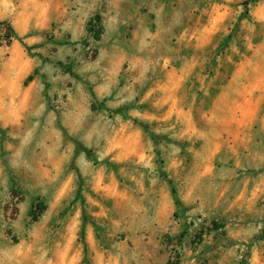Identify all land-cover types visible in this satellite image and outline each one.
I'll use <instances>...</instances> for the list:
<instances>
[{
    "label": "rangeland",
    "instance_id": "rangeland-1",
    "mask_svg": "<svg viewBox=\"0 0 264 264\" xmlns=\"http://www.w3.org/2000/svg\"><path fill=\"white\" fill-rule=\"evenodd\" d=\"M41 2L0 0V22L34 29ZM166 8L142 30L132 15V31L116 37L120 71L98 41L81 62L57 66L24 38L9 44L0 26V264H70L78 209L98 228L100 264H132V218L158 226L171 187L183 223L182 235L161 237L178 253L171 264H264V0ZM46 63L63 79L49 82ZM129 90L132 101L117 106ZM72 139L99 162L76 154ZM39 202L48 210L34 221Z\"/></svg>",
    "mask_w": 264,
    "mask_h": 264
},
{
    "label": "crops",
    "instance_id": "crops-1",
    "mask_svg": "<svg viewBox=\"0 0 264 264\" xmlns=\"http://www.w3.org/2000/svg\"><path fill=\"white\" fill-rule=\"evenodd\" d=\"M48 1L49 3H40L38 27L34 29L20 28L18 30L19 33L17 34L19 37L24 38V43L42 52L53 65L58 66L73 61L81 62L86 51L84 46L90 40L89 33L92 21L98 17L100 23L97 21L96 23L102 28L101 39L98 44L104 48L113 49V53L115 56L117 55L116 65L118 71L121 70L126 61V56L118 51L122 44L116 37H121L122 33L132 31V15L137 19L136 22H133V25L137 30H142L146 25L144 21H146L147 16L161 13L163 9H167V0H165V4L162 3L163 0H160V3L159 0H113L112 8L107 9L104 8L103 0ZM111 33H115L113 37H111ZM106 53L104 51L101 54L103 59L107 56ZM47 69L46 63L43 73ZM44 74L49 82H57L63 79L60 68H56L51 74ZM103 89L99 87L96 90V96L104 99L108 93H104ZM129 91L126 96L122 92L120 93L121 99L118 101L117 106L121 107L128 101H132V90ZM61 92L62 94L67 93V91ZM73 176L72 178H74ZM179 200L181 201L180 198ZM180 206L176 205L171 187L165 199L167 216L158 226L148 224L146 221L142 222L141 219L132 218V264H171L170 255L160 242L163 236L182 235L183 223L175 219ZM76 215L79 216L78 220L68 223L69 247L67 249L70 252L68 253L69 262L70 264H82V255L86 250L90 253L93 264H100L103 254L100 250L98 228L96 224L88 222L87 218L80 214L79 209L76 211ZM153 237L157 242L150 247L149 244ZM75 247L76 250H74Z\"/></svg>",
    "mask_w": 264,
    "mask_h": 264
},
{
    "label": "trees",
    "instance_id": "trees-1",
    "mask_svg": "<svg viewBox=\"0 0 264 264\" xmlns=\"http://www.w3.org/2000/svg\"><path fill=\"white\" fill-rule=\"evenodd\" d=\"M96 21L98 23H100V19L98 17H96ZM0 26H5L7 27L6 29V37L9 38V44H11V41L13 40H17V41H20V37L18 36L17 32L13 29V27L7 23H4V22H0ZM101 34H102V28H100L97 33H96V39L97 41H99L101 39ZM1 42H0V48H1ZM33 77L30 78V80H32ZM102 106H104V103H101ZM129 108H133V107H127V108H124V109H120L119 110V113H121L122 115L124 116H127V111L129 110ZM144 126V128L146 129V131H148V127L145 126V125H142ZM65 133V136L67 138H71L70 135L64 131ZM0 134H1V137H2V140L4 139L5 135H6V131L0 127ZM151 137L153 139V141L155 142V144L157 145V136L155 134H152L151 133ZM72 141L74 142L75 146H76V153L77 154H84L90 161L94 162V163H97L99 162L98 160V157L95 153V151L91 148H88L87 146H85L81 141L77 140V139H72ZM15 186V180L13 178L12 180V187ZM172 193L175 197V201H176V205H181V201L179 200L178 198V193H177V190L175 187H172ZM47 210V207L44 205V203L42 202H39V203H34L30 209V215L32 216V218L34 219V221H38L39 217L41 215L44 214V212H46ZM83 216L84 218H86V212L85 210H83ZM216 229L219 230L221 229V227H218L216 226Z\"/></svg>",
    "mask_w": 264,
    "mask_h": 264
},
{
    "label": "built area",
    "instance_id": "built-area-1",
    "mask_svg": "<svg viewBox=\"0 0 264 264\" xmlns=\"http://www.w3.org/2000/svg\"><path fill=\"white\" fill-rule=\"evenodd\" d=\"M93 23H92V26H91V28H90V33H89V35H90V40H89V42L84 46V48H85V50L88 52V53H90V54H93L94 53V51H95V43L97 42V39H96V33H97V31L101 28L97 23H96V20H95V18L93 19V21H92ZM174 247V245H173V243L171 242L170 243V248H173ZM177 252L175 253V252H172V253H170L169 255H170V260H171V262L173 263V262H177V261H179V258L177 257Z\"/></svg>",
    "mask_w": 264,
    "mask_h": 264
}]
</instances>
